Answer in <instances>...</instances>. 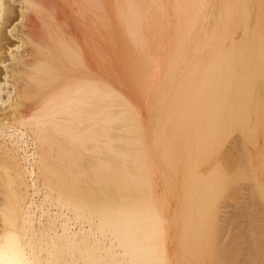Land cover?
<instances>
[{"label": "bare ground", "instance_id": "bare-ground-1", "mask_svg": "<svg viewBox=\"0 0 264 264\" xmlns=\"http://www.w3.org/2000/svg\"><path fill=\"white\" fill-rule=\"evenodd\" d=\"M2 74L0 264H264V0H0Z\"/></svg>", "mask_w": 264, "mask_h": 264}, {"label": "rangeland", "instance_id": "rangeland-1", "mask_svg": "<svg viewBox=\"0 0 264 264\" xmlns=\"http://www.w3.org/2000/svg\"><path fill=\"white\" fill-rule=\"evenodd\" d=\"M112 12V11H111ZM110 12V13H111ZM110 20H114V18L113 17H110L109 18V23H113L114 22V25L112 24H110L109 26H110V29L113 31V33L115 32V30H116V26H115V20L113 21V22H111ZM114 26V27H113ZM112 27V28H111ZM112 33V34H113ZM115 34V33H114ZM113 34V35H114ZM115 35H117V33L115 34ZM113 37V36H112ZM114 37H116V36H114ZM11 39V40H10ZM9 39V41H12V42H15V40L13 39V38H10ZM3 76V74L2 75H0V77H2ZM2 93H4V92H2ZM5 94V93H4ZM261 134V133H260ZM260 139H262L261 138V136H259L258 135V139H257V144H258V146L260 147L261 146V141L263 142V139L262 140H260ZM248 143V146H246V147H248L247 149H249V150H251V147H252V150H253V148H255V147H257V146H254V144L252 145L251 143L249 144V142H247ZM245 145H246V143H245ZM261 148V147H260ZM263 176V178H264V174L262 175ZM262 176H261V178H262ZM263 178H262V180H263ZM260 262V261H259Z\"/></svg>", "mask_w": 264, "mask_h": 264}]
</instances>
